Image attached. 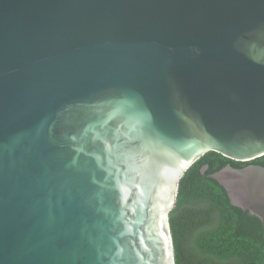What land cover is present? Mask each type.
Returning a JSON list of instances; mask_svg holds the SVG:
<instances>
[{"label": "water", "instance_id": "obj_1", "mask_svg": "<svg viewBox=\"0 0 264 264\" xmlns=\"http://www.w3.org/2000/svg\"><path fill=\"white\" fill-rule=\"evenodd\" d=\"M208 152L264 155V0H0V264H175ZM209 177L264 241V167Z\"/></svg>", "mask_w": 264, "mask_h": 264}, {"label": "trees", "instance_id": "obj_2", "mask_svg": "<svg viewBox=\"0 0 264 264\" xmlns=\"http://www.w3.org/2000/svg\"><path fill=\"white\" fill-rule=\"evenodd\" d=\"M250 164L264 167V155L238 163L208 152L185 172L169 214L175 264H264L260 220L233 206L225 189L209 177L227 165Z\"/></svg>", "mask_w": 264, "mask_h": 264}]
</instances>
